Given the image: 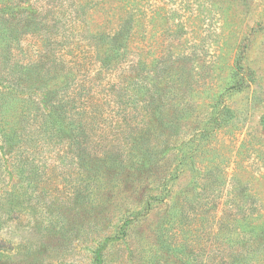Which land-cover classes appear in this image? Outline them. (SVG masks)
<instances>
[{
	"label": "rangeland",
	"instance_id": "374dc122",
	"mask_svg": "<svg viewBox=\"0 0 264 264\" xmlns=\"http://www.w3.org/2000/svg\"><path fill=\"white\" fill-rule=\"evenodd\" d=\"M97 1L68 0L67 10L97 18L116 6ZM132 5L133 15L152 19L146 25L150 34L161 29V15L168 17L166 33L150 39L153 48L180 41L194 59L195 89L186 85L183 96L195 121L188 122L183 138L204 126L213 91L227 84L236 58L248 85L225 91L218 103L231 108L232 123L201 142L178 178L163 182L172 175L168 156L166 171L154 172L145 183L144 175L132 191L135 197L118 194L93 206L85 202L87 191L76 171L70 177L52 168L34 174L35 180L21 177L9 171L10 157L0 151V264H264V240L258 245L236 221L264 213V0H133ZM178 28V35L167 33ZM25 38L22 45L32 58L37 37Z\"/></svg>",
	"mask_w": 264,
	"mask_h": 264
},
{
	"label": "trees",
	"instance_id": "16d2710c",
	"mask_svg": "<svg viewBox=\"0 0 264 264\" xmlns=\"http://www.w3.org/2000/svg\"><path fill=\"white\" fill-rule=\"evenodd\" d=\"M67 1L0 0V151L10 157L9 171L25 178L52 168L70 177L76 171L92 206L118 194L135 197L144 175L145 183L166 171L168 156L172 175L163 182L178 178L201 142L232 123L231 108L218 107L219 99L247 86L246 72L235 58L227 84L213 91L204 126L184 139L188 122L195 121L183 96L186 85L195 89L194 59L180 41L169 48L159 41L153 48L150 41L166 33L168 17L161 15V29L150 34L152 19L133 15V0H98L116 6L97 18L67 10ZM167 33L178 35L179 28ZM28 35L38 40L32 58L22 45ZM236 221L262 245L263 212Z\"/></svg>",
	"mask_w": 264,
	"mask_h": 264
}]
</instances>
